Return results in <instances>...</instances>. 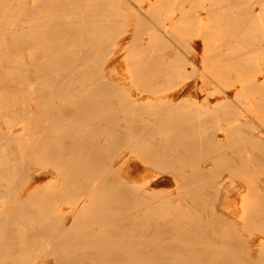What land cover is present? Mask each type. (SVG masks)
<instances>
[{
    "label": "bare ground",
    "instance_id": "obj_1",
    "mask_svg": "<svg viewBox=\"0 0 264 264\" xmlns=\"http://www.w3.org/2000/svg\"><path fill=\"white\" fill-rule=\"evenodd\" d=\"M138 1L151 5L164 0ZM68 2L71 1L66 2L71 6ZM101 3L104 2L98 4ZM118 3L127 4L126 0H119ZM16 5L9 0H0V120L5 124V127L0 125V199L12 196L11 182L19 179L29 184L41 178L29 176L28 167L26 172L17 173L18 165L22 168L30 166V159L24 161L22 151L29 155L34 152L41 161L50 162L56 171L55 176H60L67 183L84 180L87 183L100 181L101 185L92 191L89 217H77L70 223H66L63 216L57 219L60 220L58 222H50L46 217H41L32 225H11L9 221L17 213H21L26 221L39 212L30 206L32 202L17 200L14 206L5 211L4 218L0 219V230L3 231L0 235V262L46 264L27 256L36 250L37 245L50 244L35 239L40 235L52 234V242L58 249L52 251L46 248L43 252L57 255L53 259L56 262L201 264L194 262V256L207 252L199 245L208 237V230L215 228L214 223L204 222L203 218L193 215L189 209H177L182 203L170 199L168 225L163 219L160 224L156 223L152 214L164 212L165 205L162 204L157 205L155 211L148 212L150 216L144 219L136 211L137 217L134 220L137 224L126 226L125 223H133V217H112V210L117 209L114 201L118 196L131 197L130 203H123L120 207L129 213L131 210H127L128 207L139 202L152 203L151 197L157 200L158 192L151 193L149 201L144 199V191L151 180H147V183L136 180L137 183L131 184L125 176L133 172L139 160L143 164L166 167L168 179L164 177L157 181L162 183L159 186L162 194L183 190L189 195L193 194L194 200L189 202V208L193 203L205 208L212 203L215 207L220 203L221 188H218V176L216 180L208 179L214 168L205 163V158L217 157L224 165V158L232 156L225 154L224 148L231 144L240 129L249 131L246 141H249V137L251 142H245L244 146L234 149L248 152L264 162V135L252 131V123H258L255 117L264 119V111H261L264 110V104L255 106L244 105L242 102L247 101L244 97L247 94L264 93V52L261 54L259 72H252L248 64L251 58L257 62L253 52L242 50L239 53L234 51L233 56L215 58L217 64L212 65L211 69H200L203 74L198 71V59L201 57L200 61L203 62L204 57L199 51L195 52V48L187 53L180 51L183 55L179 50L172 49L169 54L163 52L166 57L154 51L149 52L151 55L148 57L143 50L135 48L128 32L98 44L89 42V50H76L74 45L84 42L87 36L103 34L108 29L107 22L110 19H80L78 15L61 18L63 16L60 14L64 11L57 7L56 0L42 5L35 4L33 9L23 1ZM138 10L144 11L140 7ZM84 12L76 11L78 14ZM89 12L94 13V10L91 8ZM210 12L220 14L223 10L208 12L202 9L198 13L208 15ZM230 12L236 13L235 10ZM3 17L5 21L2 23ZM42 17L59 18L50 21ZM192 18L201 27L210 23L208 17ZM123 19L118 18L116 21ZM178 20L170 17L163 20V24L154 25L153 29L164 35L168 29L177 25ZM203 36L197 35L198 38ZM140 42L138 40L137 44ZM131 50L134 52L130 54ZM192 54L196 59L190 58ZM177 58L185 60L178 62ZM164 59L176 61V66L155 65ZM189 67L192 70L190 74ZM214 75L218 82L226 83L230 91L234 86L240 87L235 99L227 97V89H222L226 96L214 103L211 97L216 94L202 98L210 84L206 77L218 84ZM198 77L203 80L202 85H199ZM159 79L167 82V88L158 90L156 84ZM202 101L211 102L207 113L196 115L181 110L188 105L195 108ZM156 106L157 111L154 112ZM217 108L222 110L218 113ZM221 118H226V123ZM188 128L198 134H188ZM220 132L223 138H219ZM32 133H35L34 138L31 137ZM131 140L135 142L129 145ZM127 150H130L131 155L127 156ZM215 160L211 162L215 167L221 165ZM116 162L123 166L122 170L114 168ZM229 162L231 160L227 166ZM245 162L233 160L230 165ZM200 164L203 167L197 169L196 166L200 167ZM254 172L251 169L247 174L255 176ZM255 180L258 185L251 188L253 193L264 187V179ZM111 182L120 184L109 189ZM170 183L174 184V189L167 190ZM86 189L87 184L79 191ZM78 193L76 196L80 195ZM61 195L55 192L40 198V202L50 206ZM255 203V206L262 207L249 213L250 220L264 219V196ZM84 204L77 208L79 212H84L83 209L88 206ZM100 208L102 212L98 211ZM60 211L65 214L70 212ZM50 212L55 211L48 208L42 213ZM89 221L92 224L86 223ZM142 221L147 225H142ZM109 222L118 226H100L106 234L95 230L96 225H93ZM165 235L171 241L166 243ZM15 237L19 239L18 242ZM239 244L241 242L238 239H230L228 242L231 246ZM206 245L218 243L208 241ZM14 249H17L19 255L12 257ZM215 250L212 249L213 252ZM227 252V255H232L236 250ZM103 254L106 256L101 257ZM222 260L227 261V258Z\"/></svg>",
    "mask_w": 264,
    "mask_h": 264
},
{
    "label": "rangeland",
    "instance_id": "obj_2",
    "mask_svg": "<svg viewBox=\"0 0 264 264\" xmlns=\"http://www.w3.org/2000/svg\"><path fill=\"white\" fill-rule=\"evenodd\" d=\"M11 1L15 7H17L16 3L25 2L32 9L35 4L42 5L44 2H51L53 0H9ZM68 2L71 6L67 5V0H56L58 3L57 7L62 9L64 12L60 14L61 18L65 17H76L78 15L80 19H85L86 17L91 18L95 17L99 19V17L109 18L110 20L107 22L108 29L103 34H91L84 39V42H78L74 45L76 50L79 48L84 50L90 49V44L87 43H96L108 40H113L119 37L120 35L128 32L131 40L134 42L135 48L143 50L145 56L151 55L149 52L163 53L169 54V50L175 49L179 50L178 52L183 55L188 52V50L195 48V52L199 51V53L204 57V61L201 62L202 58L198 59V71L203 73L200 69L204 67L208 68L212 65L217 64L215 62V58H219L220 56H233V52H241L242 50H251L253 52L254 58H257V62L248 60L249 67L252 72L256 73L260 71V58L261 54L264 52V0H204V2L200 3L199 0H182L180 2H176V0H164L159 2H154L153 4H147L145 2H140L138 0H126L125 3H118L119 0H70ZM154 1V0H153ZM55 2V1H54ZM99 2H104L98 4ZM51 4V3H50ZM139 7L144 11L139 12ZM94 10V13L89 12L90 9ZM89 9V10H87ZM202 9L207 10L208 12L211 10H223L222 13L218 14L217 12H210L208 15L204 13H198L202 11ZM231 10H235L236 13H231ZM72 11V13H71ZM78 12H84L85 14H78ZM86 11H88L86 13ZM259 11V13H257ZM170 17L178 18V23L174 28L168 29L165 34H161L157 30H154V25L163 24V20H167ZM188 17H191L188 19ZM192 17H208L210 23L206 27H201L198 25L196 21ZM49 18L52 21L59 17H42ZM124 18L123 21L117 22L116 19ZM79 19V20H80ZM50 20V21H51ZM5 21V18H2V23ZM49 21V22H50ZM46 23V21L44 22ZM48 23V20H47ZM48 25V24H47ZM81 25V22H80ZM81 26H77L79 28ZM203 28V29H202ZM73 32H77L72 29ZM79 31V30H78ZM56 32V31H55ZM158 32V33H157ZM203 34V38H198L197 35ZM166 35V36H165ZM141 40L140 43L137 44V41ZM136 43V45H135ZM162 43L164 45H162ZM166 43V44H165ZM158 45V46H157ZM134 51L131 50L130 54ZM163 53V56L166 57ZM199 54V55H200ZM172 59L175 57H171ZM191 59L195 58V55L192 54L190 56ZM212 58V60H210ZM166 59V58H165ZM161 60L156 63V66H176V61H172L170 59ZM196 59V58H195ZM170 60V61H169ZM184 58L178 59L177 61H183ZM246 63V62H245ZM178 71V70H177ZM188 73H192L191 68H188ZM204 74V73H203ZM215 76V75H214ZM232 76L235 74L232 73ZM216 80L217 77L215 76ZM263 79V78H259ZM206 80L210 82L207 85V88L202 95L203 99L207 97H211L212 103L216 102L222 97H225L222 89H227L228 85L223 82L214 83L211 79L206 77ZM199 85H202L203 80L198 77ZM40 83V82H39ZM260 83V82H259ZM158 90H163L167 88V82L163 79H159L156 84ZM240 87H232L231 91L229 90V94L227 97L235 99L237 94L239 93ZM77 93V92H76ZM247 101H242L244 105L252 104L255 106L264 104V93L261 95H245L244 96ZM210 103H206L205 101L200 102V105H196L195 108H191L192 105H188L187 107L182 108L189 113H193L196 115H202L210 111ZM235 106V105H234ZM157 106L155 107L154 112L157 111ZM249 109V106H246ZM221 108H217L216 111L219 113ZM264 111V110H261ZM262 113V112H261ZM258 123H252V131L256 133H260L264 135V119L260 117H255ZM226 118H221L223 123H226ZM255 120V119H254ZM255 120V121H256ZM185 123V121H183ZM0 125L5 127L4 122L0 120ZM190 131L188 134L196 135L197 131H193L191 128H188ZM237 131V130H236ZM187 134V135H188ZM249 131L240 129L238 135H234L231 144L224 148L225 154L232 156L230 158H224V165L221 163V159H216L217 157H210L208 160L206 159V164L209 167L214 168L213 172L209 173V180L218 179V188H221V199L218 205H214L210 203L208 207H204L203 205H195L193 203L192 207L189 208L188 204L193 198V194L189 195L187 192L183 190H175L170 192H162L159 190V186L162 183L157 182L161 178L165 179L167 174V169L165 166L155 165V164H143L139 160L136 163V168L133 169V172L129 175H125L131 184L137 183L136 180L140 182L147 183V180L150 181V185L146 187L144 191V199L146 201L150 200V194L154 192H158L159 196L157 200L154 197H151L152 203H144L139 202L132 207H128V211L124 212L120 209L123 203H130L131 197H122L118 196L114 201L117 204L116 208L112 210V217H122L123 215L132 216L133 220L137 217L136 211L140 213L142 219L149 217L148 212L152 210L155 211L156 206L165 205L164 212H154L152 213L155 222L160 224V221L163 219L165 224L168 225L169 218L171 215L169 202L170 199H174L177 202H181L182 205L177 206V209H189L193 211V215L199 216L203 218L206 223H214L215 228H211L208 230V237L204 239V243L199 245V247L205 249L207 252H203L194 257L196 259L194 262H200L201 264H264V219L250 220L249 216L250 212H253L255 209H260L261 207H257L254 205L255 201L258 203V199L264 196V187H261V190L258 192H251V188L258 185L257 180L255 178L264 179V162L259 159V157H253L248 152L244 151H236L234 149L239 146H244V143L251 142L248 137L246 141V137L248 136ZM35 133H32V138H34ZM220 137L223 138V133H219ZM258 135V134H257ZM135 141H130V144H133ZM264 143V142H263ZM264 145V144H263ZM264 149V147H263ZM233 152V153H232ZM24 161L29 160L28 164L30 166H24L23 168L18 165L17 173H24L28 167V175L33 176H41L39 180H35L34 183H27L26 181H20L19 179L11 182V187L13 189L12 196L5 197L4 200L0 199V219L4 218L5 211L10 207L14 206L17 200L22 202H32L30 204L33 209L39 210L38 213L31 216L25 221V218L21 213H17L11 217L9 221L11 225L14 224H28L32 225L35 222L39 221L41 217H46L50 222H58L57 220L60 217H65V222L70 223L74 218L77 217H89V212L91 210V206H89L90 201L92 199V191L94 188H97L101 185L100 181H87L79 180L73 183H67L60 176H55L56 171L51 166L50 162L41 161L40 157H37L38 154L31 152L30 155L28 153L23 152ZM131 155L130 150H127V156ZM29 156V158H28ZM216 163H221L217 167L214 166V161ZM229 165L227 166V162ZM245 162L243 164L238 165H230L232 161ZM241 160V161H240ZM212 162V163H211ZM254 162V163H253ZM257 164H256V163ZM114 168L117 170H122L123 166L118 162L113 164ZM203 167V164L196 166L197 169ZM256 171L255 176H251L250 173L247 174L248 171ZM225 170V171H224ZM53 174V176H52ZM220 174V175H219ZM17 176V175H16ZM165 177V178H164ZM19 178V177H18ZM168 179V178H166ZM86 182V183H85ZM213 182V181H212ZM87 184V189L85 191H79L82 187ZM154 183V184H153ZM120 184V182L110 183L109 189L117 187L116 185ZM7 185V184H6ZM170 189H174V184L170 183ZM60 192L62 195L57 198L55 203L50 206L42 205L40 202V198L48 195H52L54 193ZM79 192V193H78ZM78 193L79 196H76ZM10 194V193H9ZM172 194V196H171ZM150 195V196H149ZM72 198L69 200V198ZM84 203H87L88 206L83 209L84 212H79L78 207L82 206ZM256 204V203H255ZM85 205V204H84ZM26 208V205L24 206ZM83 207V206H82ZM54 209L55 212L45 213L42 212L47 209ZM264 209V207H263ZM59 210V212H58ZM69 211L68 214L61 212ZM100 208L98 211H101ZM152 216V217H153ZM264 218V217H263ZM87 224H92L90 221L86 222ZM135 220L133 223H125L126 226L136 225ZM96 225V229L101 234H106L105 229H101L102 227H110L118 226V224L114 222H109L105 224L93 223ZM122 225V224H121ZM142 225H147L145 221H142ZM155 226H157L155 224ZM159 226V225H158ZM99 227V228H98ZM121 230V229H120ZM123 231V230H121ZM125 232V231H124ZM3 233L0 230V235ZM52 234L48 235H40L39 238L35 239L37 241L49 242L48 246L45 245H37V248L34 252L29 254L27 257L35 260H39V262H45L46 264H53L56 261L55 254L53 253H44L43 250L46 248L55 251L58 249V246L53 244L52 242ZM143 237V236H142ZM164 241L167 243L171 241L168 235L164 236ZM16 242L19 241L16 237L14 238ZM230 239H238L241 244L239 245H228ZM161 240V238H159ZM217 242L218 245H206L207 242ZM201 242V241H200ZM212 249H216L215 252ZM228 250H236V252L232 255H227ZM15 255H19L17 249H14L12 252V257ZM106 256V254L101 255V257ZM183 258V257H179ZM222 260V259H226ZM230 259V260H228ZM0 264H9L6 262H0ZM56 264H67L63 262H56ZM84 264H95L91 261L85 262ZM139 264V262L135 263Z\"/></svg>",
    "mask_w": 264,
    "mask_h": 264
}]
</instances>
